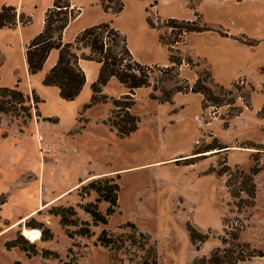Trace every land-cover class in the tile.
<instances>
[{"label": "rangeland", "instance_id": "rangeland-1", "mask_svg": "<svg viewBox=\"0 0 264 264\" xmlns=\"http://www.w3.org/2000/svg\"><path fill=\"white\" fill-rule=\"evenodd\" d=\"M46 1L0 0L27 8L35 5L30 12L34 23ZM121 1L118 13L109 16L99 11L95 15L86 8L77 23L93 15L110 21L120 31L119 37H105L111 49L121 47L124 35L135 58L147 63L149 85L145 91L149 92L144 95L142 88L132 93L131 111L138 116L133 132L120 137L104 121L114 108L111 98L87 110V114L97 115L105 109L104 117H86L87 107L81 108L89 100L85 92L64 100L56 86H41L34 75L32 84L43 97L41 114L50 111L60 117L43 122L46 132L68 130L76 114L77 124L70 132L89 119L100 123L87 128L84 142L88 145L83 151L72 147L79 139L72 142L68 137L64 148L48 145L50 149L41 152L39 146L46 145L37 142L38 133L44 137L37 125L39 95L34 89L21 90L23 100L0 95L12 99L4 103L6 111L0 112V209L7 198V192L1 191L9 184L16 185L9 180L25 167L21 165L27 169L22 179L18 177L19 184L27 189L33 185V193L46 202L26 220L14 222L21 209L34 204L35 197L26 188L13 191L19 202L14 206L17 210L0 211V229L4 228L0 232V264H14L15 260L19 264H191L194 258L208 256L222 245V236L230 240L233 232L249 249L262 252L236 264H264V0ZM109 3L115 7L117 0ZM147 16L162 43L156 30L146 25ZM196 25L202 29H189ZM2 31L0 81L13 84L21 78L20 86L26 88L18 35ZM116 41L117 46L113 44ZM75 46L79 55L89 51L81 42ZM170 54L178 57V62L173 67V63L161 65L170 61ZM192 85L209 86L217 99L210 98V91L205 95L192 91ZM107 86L104 93L108 97L121 96L110 93L117 84ZM164 96L169 100L158 99ZM14 149L22 152L13 161ZM7 163L16 167L15 172H9ZM27 163L36 166L30 168ZM105 170H110L105 175L113 176L119 184L118 204L106 223L94 224L80 203L94 201L96 192L90 189L86 193L81 185L104 174L92 175L64 190L83 174ZM252 187L254 196L249 195ZM53 205H73L77 225L66 229L59 216L49 211ZM107 205L105 200L98 202L102 212ZM27 223L48 228L50 236L32 240L25 234V229L32 228ZM189 225L208 236L191 240ZM79 227H87L89 233H78ZM102 229H106L110 245L99 241ZM16 237L25 249L19 244L6 246Z\"/></svg>", "mask_w": 264, "mask_h": 264}, {"label": "trees", "instance_id": "trees-1", "mask_svg": "<svg viewBox=\"0 0 264 264\" xmlns=\"http://www.w3.org/2000/svg\"><path fill=\"white\" fill-rule=\"evenodd\" d=\"M112 0H101L103 9L116 14L122 9V1L117 0V5L112 7L109 2ZM80 11V7L71 5V0H53L52 4L48 6L44 13V23L42 29L35 34L24 49L25 61L27 70L30 74L39 71L47 58L52 48L58 49V56L56 62L45 72L42 83L46 85H56L58 87V94L62 99L70 100L77 96L80 92L86 75L84 70L78 64V58L83 57L87 59H94L100 62L99 71L95 80L90 84L91 96L89 101L85 104L86 107L105 101L111 98L114 104L109 117L104 121L110 127L116 129V133L120 137L129 135L138 127V116L131 111V106L134 102L132 93L134 89L140 86L149 85V74L147 73L148 65L141 63L133 58L130 49L127 46V41L123 35V44L117 51H113L108 44V39L105 38L110 34L114 38L119 37L120 31L113 26L110 21H103L92 24L82 28L76 35L74 40L63 41L62 31L69 20L76 16ZM18 19L22 23H27L30 20L29 15L23 12L17 14V9L14 5L5 4L0 8V27H12L17 23ZM174 19V18H170ZM147 22L150 26L155 27L147 16ZM189 29H202L199 25L189 27ZM106 32V34H104ZM81 42L82 48L87 47L88 53L79 55L75 51V44ZM117 46L118 42L113 43ZM170 62L173 63L171 67L178 62V57L170 54ZM115 76L119 82L127 87V92L121 94L119 97H108L102 90L103 85ZM178 90H181L177 87ZM192 91H200L203 95L210 91V98L217 99V96L212 95L209 86L202 87L192 85ZM0 95H9L12 98L23 100V93L16 86H0ZM151 97H156L153 93ZM160 100H169L168 96L158 97ZM12 99L0 98V112L6 111L4 103L10 102ZM118 116V117H117ZM252 173H249V180H252ZM253 185V183H252ZM81 188L88 193L90 189L96 192L94 201L80 203V206L91 215L92 222L106 223L108 216L115 211L118 204V189L119 184L113 176H98L89 179ZM249 195L254 196V189L252 187ZM105 200L108 202L105 211L102 212L98 208V202ZM49 211L59 216V222L69 229L72 225H77L78 218L75 216L76 209L73 205H53ZM32 228H41V237L45 235L50 236V231L46 227H42L39 223L28 224ZM131 226H134L133 224ZM87 227H79L76 231L80 234H88ZM191 240H203L208 235L197 230L193 225L188 226ZM72 236L71 231L67 232ZM106 229H102L98 235L99 241L104 245H110L111 240L105 236ZM22 237V235H20ZM238 234L232 233V237L228 240L226 237H221L222 245L215 247L208 256H199L193 259L191 264H236L240 260H244L255 254L261 255L262 252L255 253L254 249H249L248 243L237 240ZM18 238L6 242V246L19 244L21 248L25 249L24 245L19 243ZM156 261V258L154 257ZM14 264H19V260H15Z\"/></svg>", "mask_w": 264, "mask_h": 264}, {"label": "crops", "instance_id": "crops-1", "mask_svg": "<svg viewBox=\"0 0 264 264\" xmlns=\"http://www.w3.org/2000/svg\"><path fill=\"white\" fill-rule=\"evenodd\" d=\"M53 0H47L46 3L41 7V10H40V13L38 14L37 18H36V21L35 23L33 22V19L30 18V20L27 22V23H22L19 19H18V16H17V23L12 26V27H9V26H2L0 27V32H3L2 30L5 31H11V32H16L17 35H18V41L20 43L19 46H21V49H22V52L24 54V49H25V46L26 44L29 42V40L35 35L37 34L43 27V23H44V13H45V10L48 6H50L52 4ZM7 5L8 2H0V8L2 7V5ZM10 5H14V4H10ZM71 5L73 6H78L80 7V11L79 13L74 16L73 18H71L69 20V22L67 23V25L64 27L63 31H62V40L63 41H71V40H74L76 35L78 34V32L86 27V26H89V25H92V24H96V23H99V22H103V21H106L104 20V18H96L94 19L95 15H98V12L99 11H104V13L106 12L109 16H112L113 13L109 12V11H105L103 9V6H102V3H101V0H71ZM17 9V14H19L20 12H23L25 15H29L31 17V14L30 12L32 11L31 9L35 8V5L31 8L30 6L27 8V7H24L23 4L19 5V4H16L14 5ZM86 8H90L92 10V14L95 13V15L93 16H90L88 17L86 20L84 21H80L77 23L78 19L84 14V11L86 10ZM147 21V19H146ZM112 24V23H111ZM146 25L149 27V28H152L154 30H156L157 32V37H158V41L159 40V34H158V30L157 28L155 27H152L149 25L148 22H146ZM21 35V36H20ZM222 35V34H221ZM222 36H225L227 39H232L231 35H222ZM234 40V39H233ZM161 42V41H160ZM162 43V42H161ZM2 44V43H1ZM129 48V47H128ZM84 49L88 50L87 47H85ZM0 54H2V50H0ZM133 55V54H132ZM57 56H58V49L57 48H52L49 52V54L47 55V58L45 59V62L43 64V67L37 71L36 73H33V74H30L27 70V64H26V61H25V55H24V76H25V79L27 81V84H26V88L25 87H22L20 86V82H21V78H18L16 80V82H14L13 84L9 83V84H6V83H3L0 81V86H15L17 85V87L20 88V90L24 91V92H30V90L34 89L35 92L39 95L40 97V102H39V111H40V119H39V122L37 121V125L38 127L43 131L44 133V140H43V143L45 145H52V146H63L64 148V142L69 140L68 137L71 138V141L75 140V137L77 139H79L78 141H75V143L72 144V147H74L76 149V151H80L83 149H85V145L87 143L84 142V134L87 130V128L91 127V128H95V126L99 125L100 123H96L94 122L95 121V118H93L92 120L89 119L87 122H84L83 125H81L80 129L79 130H75V131H72L70 132L73 128H75L76 126V115L74 117V120H73V125L68 129V130H62V131H53V130H50L48 132L45 131V127H44V123H46L48 121V119H55V120H59L60 117L58 114H55L53 112H50V111H47L46 113H42L41 114V102L43 101V97L41 96V94L39 93V91L37 90V87L36 85L32 84V76L35 75V80L38 84H42V78L45 74V72L56 62L57 60ZM5 58V56H4ZM133 58L135 60H137L135 58V56L133 55ZM138 61V60H137ZM140 62V61H139ZM142 63V62H141ZM171 62L169 61L167 64L164 63V64H161L163 66H166L168 64H170ZM78 64L80 65V67L84 70L85 72V75H86V80L80 90V92L77 94V97H79L81 94H83L84 92L87 94V96L89 97L90 99V96H91V87H90V84L93 80L96 79L97 77V74H98V71H99V67H100V62L94 60V59H87V58H83V57H79L78 58ZM144 64H147V63H144ZM245 77V76H244ZM246 78V77H245ZM246 80H248V84H250V80L248 78H246ZM110 82H114L115 84H117V88L115 91H110V93H112L113 95H120V94H123L125 92H127V87L118 81V79L115 77V76H112L106 84L103 85V92L107 91L105 88L108 87L107 85L110 84ZM257 84V82L255 83V85ZM46 85V84H45ZM42 86V85H41ZM56 86V85H54ZM41 88V87H40ZM57 90H58V87L56 86ZM143 88V89H142ZM143 90L144 91V95H146L149 90L147 89L145 91V86H140V87H137L135 88V90L138 92V90ZM41 90V89H40ZM61 98V97H60ZM73 98V99H75ZM62 99V98H61ZM65 100V99H64ZM72 100V99H70ZM69 100V101H70ZM89 101V100H88ZM87 100L84 101L82 103V106L81 108L88 102ZM104 103H101V104H97V105H90L86 108L85 110V114H87V110L89 111L90 109L94 108V107H97V106H100ZM80 108V109H81ZM106 108V106H105ZM104 113H105V109H104V112L102 114H97V115H90L89 113L86 115V117H96V116H100V117H104ZM90 121L93 123L90 124ZM101 125L104 127L106 126L105 123H102L101 122ZM106 129L109 131V132H112L113 131H110V129L108 127H106ZM91 132V131H90ZM93 134V132H92ZM115 134V133H113ZM76 135H79V136H76ZM3 140L1 137H0V141ZM54 140H56L57 142H55ZM72 141V142H73ZM38 142V141H37ZM109 142L106 143L107 145V148L109 146ZM88 145V144H87ZM14 146H16L14 144ZM19 149L21 148L20 146L18 147ZM19 150H15L13 151V155L11 158L13 161L15 160L16 158V154H20L22 152L19 151ZM15 157V158H14ZM28 164V163H27ZM7 166V169L9 170V172L11 171L12 172V169L14 170L16 167H10L8 165V163L6 164ZM22 167L25 166L24 168H22L21 170L19 169L18 173L13 175L12 178L9 180L10 182H15L16 185L14 187H11L12 185L9 184V188L6 189V190H2V192H7V198L3 201V203L1 204V213L3 214V212L5 210H10L12 209L13 211L14 210H17L16 205L19 204L18 202V199L16 197H14L13 195V191L14 190H19L20 192H23V188H26V191H32V195L35 197V202L33 205L31 206H27L26 208L24 209H21L23 211H21V214L17 215V218H15L16 221L20 220L21 218H23V220H21L20 222L26 220L27 218H29L30 216H32L33 214H35L36 211H38L39 209L43 208L42 204L46 203V202H42V200L40 198H38V196H36L34 193H33V185L32 187H26V185H20L19 184V181H18V177L19 179H22L20 176L22 175V172H25L26 169H27V166L26 165H21ZM28 166L30 168H33L35 167L36 165H34V163H30L28 164ZM26 168V169H25ZM15 172V170L13 171ZM110 170H105V171H101L99 173L97 172H92L91 174H89L88 172V175H81V179L80 180H77L74 184H70L64 191H67L68 188H72L73 186H76L78 184V182L84 180V179H87V178H90L92 177V175H98V174H106V173H109ZM64 191H62L60 194L64 193ZM12 222V223H14ZM12 223H10L8 226H10ZM7 226V227H8ZM4 230V228L0 229V232Z\"/></svg>", "mask_w": 264, "mask_h": 264}, {"label": "bare ground", "instance_id": "bare-ground-1", "mask_svg": "<svg viewBox=\"0 0 264 264\" xmlns=\"http://www.w3.org/2000/svg\"><path fill=\"white\" fill-rule=\"evenodd\" d=\"M15 224H17V223H15ZM15 224H13L12 226H14ZM25 234L29 235L32 240H35V239L40 237L41 232L37 228H31V229L27 228V229H25Z\"/></svg>", "mask_w": 264, "mask_h": 264}, {"label": "built area", "instance_id": "built-area-1", "mask_svg": "<svg viewBox=\"0 0 264 264\" xmlns=\"http://www.w3.org/2000/svg\"><path fill=\"white\" fill-rule=\"evenodd\" d=\"M37 140H38V142L39 143H42V141L44 140V137H43V134L42 133H38L37 134ZM50 149V147L48 146V145H46V146H39V150L41 151V152H46V151H48Z\"/></svg>", "mask_w": 264, "mask_h": 264}]
</instances>
